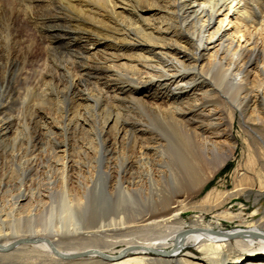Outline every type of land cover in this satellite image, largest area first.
Wrapping results in <instances>:
<instances>
[{
	"label": "bare ground",
	"instance_id": "bare-ground-1",
	"mask_svg": "<svg viewBox=\"0 0 264 264\" xmlns=\"http://www.w3.org/2000/svg\"><path fill=\"white\" fill-rule=\"evenodd\" d=\"M132 1L138 22L127 0H0V159L17 168L0 173V258L33 244L28 264H264V214L232 230L203 215L264 196V0H148L155 24ZM87 115L94 137L74 144ZM236 121L233 188L208 190Z\"/></svg>",
	"mask_w": 264,
	"mask_h": 264
},
{
	"label": "rangeland",
	"instance_id": "rangeland-1",
	"mask_svg": "<svg viewBox=\"0 0 264 264\" xmlns=\"http://www.w3.org/2000/svg\"><path fill=\"white\" fill-rule=\"evenodd\" d=\"M140 3L143 6V9L140 11L141 17H142V20H141L142 22H148L150 24H155L161 20L162 14L159 13L161 10H159L158 6L153 5L152 2H150L148 0H140ZM120 7H121L120 9L123 10V12H124V14H123L124 17H126L125 15H130V16H134V18L137 19V22L140 20V19H138L137 15H135L133 13L139 6H136L132 0H127V2L121 4ZM233 26H235V28L240 27L241 29H243V31L246 28V27H242L241 21L238 19H233ZM233 30L234 29H232L231 32ZM34 41L39 43V42H41V38H36V39L34 38ZM39 54H40V51H38L35 55L37 56ZM121 54H126V53H121ZM134 54H136V53H134ZM126 63L131 64V61L128 58H123L122 61L120 60L119 62H117V64L119 65L118 68L119 69H126V70H127V68H131V67L125 65ZM123 71H125V70H123ZM142 90H145V89H142ZM139 96H140L139 98L142 100V102L144 104L152 105V103L154 102L153 98L150 96V93H146L145 91L143 93L140 92ZM48 105H50V104H48ZM48 105L47 104L44 105L45 110L42 109V112L47 111L46 109H47ZM135 111H136V109H135ZM85 118L86 119L82 118V128H80V130H79L80 132H78V136L72 137V142H74V144H77L78 143L77 141H80V140L84 143V140L87 141L88 139L90 140V138L94 137L95 132H94V126H93V118L90 117V115L85 116ZM84 120H85V122H84ZM50 124H51V122H50ZM118 128H119V125L117 122L112 123V124L109 123L108 126L106 127V135L108 137H111V140H114L116 142H118L117 140L119 139L118 132L116 131ZM42 130H44V129H42ZM240 131H241V128L239 126V123L236 121L233 134L237 138L238 148H237V151L235 153V156L230 160V162L228 163L226 168L223 169L217 175V177L215 176V178H214V180H213V182H212V184L208 190L216 189L217 187H220V186H222L223 188H228V189L233 188V180L231 177V173L234 170L235 166L237 165L239 159L241 158L242 149H243V138H242V135L239 133ZM15 137H16V133H14V135H13V138H15ZM59 138H60V136H59ZM46 139H47V137L44 138V137H42V135L39 139V142H42L43 144H45L41 148V151L39 153L41 155L42 154L45 155L42 159L40 166H41L42 170L44 171V173H46V172L49 173L52 170L50 168V165H48L50 162V159L47 158V156L49 157V155L52 153L48 152V155L46 153V149H47L46 143H48V139L47 140ZM92 154H93V152H92ZM0 161L3 164L2 165L3 171H1L0 173L4 174L5 172L8 171V173H10V175H11V178L8 180V183L15 182L17 180V179L15 180V177H16L15 171L17 170V168H15V166L12 163H10L11 164L10 165L7 163V161L5 162V159H3V158L0 159ZM54 163L56 165L57 161H55ZM3 174H0V176L2 175L1 179L4 178ZM7 188L8 187H6V190H7ZM6 190H4V194H6ZM205 192L207 193V191L205 190L202 194H199L198 196L193 197L190 200L189 205L194 206L198 202H200L201 199L205 196V194H206ZM31 206H32L31 199L27 200L25 203V210L26 211L30 210ZM222 210L227 211V212H232L234 214H241V216L236 217L235 219L231 220V219L225 218L224 216L221 215V212H223V211H215V213H218V214L203 213V215L205 216V221L207 222V224H211L215 230H219V229L232 230V229H237V228H241V227L243 228L245 226L246 222H250L253 219L259 218V216L264 214V196L257 197V194L255 193V191L248 190V191H245L244 194H242L239 198H237L233 202L232 201L229 202ZM194 214H196V210H194V209H191L188 212H185L184 215H185L186 221H188L190 223L191 218L194 216ZM218 226H220V227H218ZM189 227L190 226L188 225V228ZM31 246H33V244L29 245L28 248L24 247L23 250L21 249V247H22L21 246V247H19L20 250L16 251V253H14L11 257L0 258V264H28L29 261L36 259V258H34V256L38 254L37 252H35L33 250L34 248ZM187 251H189L195 255H201V253L197 249H195L194 247H189L187 249ZM149 255H150V257H155L158 254L155 252H150ZM51 257H52V259L54 258V260H59V257H57V256L52 255ZM43 258L49 259L50 256L47 257L46 255H44Z\"/></svg>",
	"mask_w": 264,
	"mask_h": 264
}]
</instances>
